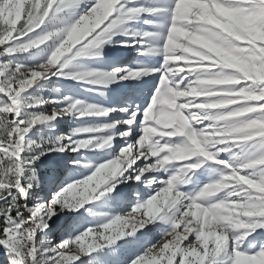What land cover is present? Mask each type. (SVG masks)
<instances>
[{"label":"snow or ice","instance_id":"snow-or-ice-1","mask_svg":"<svg viewBox=\"0 0 264 264\" xmlns=\"http://www.w3.org/2000/svg\"><path fill=\"white\" fill-rule=\"evenodd\" d=\"M62 80L111 98L43 95ZM0 248L264 264V0H0Z\"/></svg>","mask_w":264,"mask_h":264},{"label":"rangeland","instance_id":"rangeland-1","mask_svg":"<svg viewBox=\"0 0 264 264\" xmlns=\"http://www.w3.org/2000/svg\"><path fill=\"white\" fill-rule=\"evenodd\" d=\"M120 38L121 37H117V39H120ZM104 51L107 54L109 52V46H105ZM123 58L127 61H131V60L136 58V53L132 49L124 50ZM97 59L98 58H95V57H82V58H80V63L82 65L88 66V67H100V66H102V65L96 63ZM104 62H105V65H107L108 63L111 62V58L109 55H105ZM53 80H55V78H53ZM133 82L134 81H130V83H133ZM44 85H45V87L43 89V95H45V96L50 95V94H54L51 92V89L53 87H59L61 89V94L71 93L73 95H79V96L86 98V99H92L97 103H108L110 100L108 98V96L101 97L99 95H96L93 92H90L88 90L89 85H87L86 83H78L76 81H71V80H62V81H59L58 83H55V84H50L47 81H45ZM110 87H113V86H110ZM110 94L111 93H109L108 95H110ZM71 125H72L71 117L66 116L63 118V121L57 125V131H67L68 127H70ZM85 155L91 162H93V163L96 162L95 156L93 153H86ZM209 175H210V173L205 171L202 174H199V178L201 181H206L208 179ZM129 210L130 209H126V212ZM143 211L144 210H141L140 213H134L133 215L135 216L136 219H148V217L142 215ZM254 235H255V233H254ZM0 264H5V254H4V251L2 248H0Z\"/></svg>","mask_w":264,"mask_h":264},{"label":"bare ground","instance_id":"bare-ground-1","mask_svg":"<svg viewBox=\"0 0 264 264\" xmlns=\"http://www.w3.org/2000/svg\"><path fill=\"white\" fill-rule=\"evenodd\" d=\"M156 59H158V58H156ZM135 82H136V81H134L133 83H135ZM121 83L127 84V83H130V81H121ZM111 86L115 87V85H111ZM108 98H109V99L111 98V94L108 95Z\"/></svg>","mask_w":264,"mask_h":264}]
</instances>
